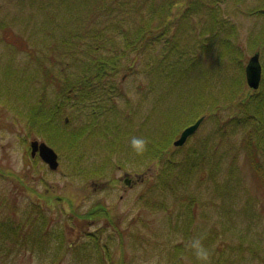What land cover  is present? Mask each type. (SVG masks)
Here are the masks:
<instances>
[{"label":"rangeland","instance_id":"1","mask_svg":"<svg viewBox=\"0 0 264 264\" xmlns=\"http://www.w3.org/2000/svg\"><path fill=\"white\" fill-rule=\"evenodd\" d=\"M168 1L172 0H133L132 3L135 4H132V11L118 10V18L115 16L117 20L113 22V18L106 19L105 14L101 12H98L100 15L95 19L76 15L67 9L64 0H0V59L6 62L8 57L14 58V67L25 68L26 72H35L41 78L37 65L30 57L29 53H31L37 59H43L56 73L61 66L58 60L62 57L56 56L57 62L51 63L44 56V53L48 52L46 45L51 41L57 44L59 39L70 31L82 34L88 25L102 29L104 25L113 22L112 24L118 25L124 35L138 28L157 26L160 7ZM114 4L117 7L118 3L114 2ZM263 4L264 0L236 2L223 0L216 8L218 22L221 21L222 26L230 31L227 37L224 34L217 35L222 41L231 44L232 49L228 52L223 53V47L217 44H214L211 50L200 47V39L195 37L199 33V16L188 18L193 23L191 28L189 30L181 28L179 34L177 23L174 24L173 29L171 26L170 31L178 38V45L182 51L165 53L160 42L154 43L149 49L147 47L131 50L125 57L122 72L116 75L111 84L112 88L120 92L118 94L120 96L116 94V97L110 101L111 109L115 112L108 113L110 102L106 99L101 114L94 112L93 115L91 108L77 112L73 110L72 120L67 126L78 127L94 122L95 125L108 124L111 126L109 132L122 133L131 126L136 132L141 123L145 124V127H141L140 132L144 129L151 132L162 125L164 122L162 118L175 104L183 89L181 87L171 89L162 101L157 102L167 83L158 72L150 71L155 66L157 55L159 59L162 55L165 57L160 63L161 67L166 68L164 70H170L167 62L176 59V54L182 52L187 57L197 56L203 65L200 68L214 71V80H216H213L214 84L219 82L224 74L234 75L235 61H242L245 67L255 51L260 53L261 66L264 69V44L260 40L264 29V14L258 11L254 13L256 7ZM81 6H91L93 9V4ZM46 10L53 15L51 20ZM89 20L91 23H88ZM33 28L34 34L30 36V30ZM90 29L91 27L88 31ZM49 32L53 34L49 36ZM113 33L117 40L113 48H122L120 34L115 30ZM135 33L137 32H133ZM88 41L89 38H86L85 42ZM6 45L14 47L16 53L11 52ZM250 47L254 51L250 52ZM108 50L110 49L102 53ZM129 66L131 70L127 71ZM73 67L70 64L66 68ZM18 77V81H22L19 80L21 76ZM183 79L187 78L183 77ZM10 81L15 89L14 92H19L22 83L18 84L15 77H11ZM37 87H40V84ZM214 87L215 85L208 86V91L212 95L215 92ZM54 94V89H49L48 96L53 99ZM4 96L6 97L7 93ZM8 98L16 100L11 95ZM67 112L70 113L69 110ZM173 113V110H169L166 117L172 119ZM224 113L228 115L227 110ZM9 121H11L10 112L0 106V201L7 206L17 205L15 210L18 221H23L26 215L39 213L45 219L44 224H41V233L47 235L46 241L52 236L51 233L59 235L60 241H64L66 250L64 253L62 251L56 253L54 239L48 247L45 245L43 251L36 250L34 255L29 254L28 251L25 253L16 251L8 256L0 255V264H48L51 262V256L53 264L57 262L58 264H100L97 253L93 254L94 258L86 261L74 257L70 250L74 247L80 250L83 247L91 249L97 245L102 251L104 250L102 247L106 244H109L108 248L113 258L121 259L125 264H172L168 259L167 250L169 246L184 239L183 233L173 227L180 208L175 206V203L182 202L181 196H191L196 200V208L193 206L195 234L207 235L213 229L218 231L219 236L215 240L214 247L222 246L223 242L228 247L239 242L250 244L260 259L257 256L252 258L251 252L245 251V257L238 264H264L260 261L264 260V214L260 221L249 222L245 220L247 217L242 211L243 200L246 198L242 196L243 192L252 190L253 193L260 195V186L244 155L237 154L231 160L228 170L230 156L234 155V152L225 151L227 144L223 141L221 148L219 146L215 149L213 148L215 142L207 141L204 162L207 164H203V171L198 169L190 175L184 189L180 188L179 182L175 192L148 193L158 166L153 162L148 165L150 172L144 171V167L138 171V165L124 160L123 152L130 145L133 134L126 132L127 139L120 143V150L114 153L105 151L104 138L92 134H87L85 139L76 140L73 143L74 148L67 153V149L58 146L57 142L53 143L52 140L32 134L27 136L23 124ZM105 121L108 123L105 124ZM185 121H187L186 117L183 118V122ZM118 125H120L119 129ZM215 128V120L204 115L203 122L196 130L200 140H196L195 132L176 156L181 157L179 154H183L187 147L201 148V141L205 136L209 137ZM236 133L237 136L231 139L232 147L238 145L242 136L241 131ZM178 135L171 141V149L175 148L172 142ZM30 140L39 142L45 140L47 145L55 150L59 157L57 170H49L38 151L34 157L31 156ZM234 141L238 143L233 144ZM116 164H121L123 168L117 169ZM72 165H78L83 170L78 171ZM99 166L101 168L98 172H92ZM140 171L146 174L142 182L138 181L132 186H129L128 182H126L128 184L123 182L125 174H129L131 178L129 175L127 177L132 181ZM226 183L230 186L227 191ZM261 189L264 192V188ZM263 197L260 206H264ZM148 199L151 201L148 202ZM154 201H164L167 210H171L172 213L148 208ZM144 202L147 205H144ZM88 214L93 216L87 218ZM4 247L0 242V252H4L6 249ZM46 250L49 253H45ZM55 253L61 255L60 260L53 258ZM185 263L186 261L182 264Z\"/></svg>","mask_w":264,"mask_h":264},{"label":"trees","instance_id":"2","mask_svg":"<svg viewBox=\"0 0 264 264\" xmlns=\"http://www.w3.org/2000/svg\"><path fill=\"white\" fill-rule=\"evenodd\" d=\"M64 1L66 2L67 9L73 11L76 15L82 17L85 15L91 19H95L100 15L98 12H101L105 14L106 19L113 18V22L118 18V10L132 11V4H135L132 3L133 0ZM222 1H168L160 7L161 9L158 15L159 24L157 26L152 25L145 29L138 28L126 35L122 34L118 25L112 24L113 22L110 25L106 23L107 25L104 26L107 27L103 26L102 29H95L88 25L82 34L74 33L73 31L67 32V34L59 39L57 44L55 41H51L46 45L47 53H44V50L42 51L45 58L51 63L57 62L56 56L62 57L61 60H58L61 66L56 73L53 72L51 67L43 59H37L29 53L41 73V78L35 72H26L25 68L14 67V58L8 57L6 62L0 59V106H3L10 112V123L17 122L16 124L21 123L24 125L27 136L32 134L39 138L52 140L53 143L57 142L58 146L65 147V150L67 149V153L70 149L74 148L73 143L76 140L85 139L87 134L98 135V137L101 136L104 138V149L110 153H114L117 148H120V143L125 138L126 132L133 134V136L147 138L149 141L147 151L142 155H137L130 145L128 146L130 149L128 152L136 155L138 162H144L146 171H148V165L153 162L158 166L152 177L153 180L151 187L148 189V193L160 192L165 194L167 191L175 192L179 182L181 184L180 188L184 189V185L189 181L190 175L198 169L203 171V164H207L204 163L207 141L211 140L215 142L214 149L219 146L221 148L223 141L224 144H227L225 151L233 150L234 152V155L230 156L228 170L231 165V160L237 154L244 155L249 166L253 169V174L260 186V195L256 192L253 193L252 190L243 192L242 196H246V198L243 200L242 211L247 219L242 216L249 222L260 221L264 214V206L259 205L264 196V192L261 189L264 188L263 67L259 88L251 89L246 86L242 61L234 62V75L226 76L224 74L219 82L214 84V71L200 68L203 65L197 56L187 57L182 52L176 54V59L167 62L170 70H164L166 68L161 67L160 63L165 57L162 55L159 59V55H157L155 66L150 71L151 73L158 72L162 76L161 78L167 82L157 102L162 101L165 95H168L169 90L180 87L183 89L175 104L169 109L174 111L172 119L166 117L169 112L168 110L162 118L164 120L163 124L151 132H147L146 129L140 132V128L145 127V124L141 123L136 132H134V128L131 126L122 132L123 134L121 132H109L111 126L106 124L108 121H105L106 126L100 124L95 125L94 122L85 123L78 127L71 126L69 128L67 126L68 122L72 120L73 110L77 112L91 108L93 115L94 112L101 114L105 106V100L109 99L110 102L116 97V94H120L117 89L112 88L111 84H113V79L116 75L122 72L125 57L131 50L135 51L136 49L147 47L149 49L154 43L160 42L165 53L173 54L182 51L178 45V38L170 31L173 29L175 23H177V33L179 34V31L182 29L189 30L191 28L193 23L188 18L199 16V33L195 37H199V42H201L200 47L211 50L213 45L217 44L223 47V53L230 51L232 49L231 44L217 37L219 34H224L226 37L230 34V31L222 26L221 21L218 22L216 8ZM229 1L236 2L238 0ZM114 2L118 3L117 7L114 6ZM80 4L84 6L93 4V9H91V6L83 7ZM125 6L127 7L123 9ZM256 9L254 13L258 11L264 14V4L257 6ZM46 14H48V17L50 16V20L53 18V15H50V12L47 10ZM115 16L117 17L116 19ZM88 23H91V20ZM89 27L91 29L88 31ZM113 30L117 34H120L122 48H113L117 44ZM133 32L137 33L133 34ZM32 34H34V28L30 30V36ZM52 34L51 32L48 33L49 36ZM73 36L75 38H72ZM86 38H89L88 42H85ZM260 40L264 44V29ZM167 45L169 48H167ZM6 47L11 52H15L14 47L9 45H6ZM106 49L110 50L102 53ZM249 51L254 50L250 47ZM66 60L69 61L66 62ZM70 64L74 67L72 69L66 68ZM129 70H131L130 66L127 71ZM19 75L21 76L19 80L22 81H18ZM11 77H15L18 84L22 83L21 89L19 90L20 93L14 92L15 89L12 87L13 84L10 81ZM183 77L187 79L184 80ZM38 84H40V87H37ZM209 85H215L213 95L208 91ZM49 89H54L55 91L53 99L48 96ZM6 93L7 96L5 97L4 94ZM10 95L16 100L8 98ZM109 107L108 113L115 112V110L111 109V102ZM225 110L228 111L227 116L224 113ZM194 115L196 116L194 117ZM204 115L215 120V130L209 137H204V140L201 141V148L193 146L187 147L183 154H179L181 157H177L176 154L181 151L184 145L171 149V141L183 128L193 123L198 117ZM184 117L187 118L185 122H183ZM65 118H67V122ZM119 127L120 125H118V129ZM238 131H241L242 136H240L239 143L236 141L233 142V144L238 143V145L232 147L231 139L233 136H237L236 132ZM194 135H197V141L200 140L198 131ZM72 166L78 171L83 170L78 165ZM100 168L99 166L97 170L92 172H98ZM173 168L176 169L174 170ZM20 183L22 184L21 181ZM225 186L227 191L230 186H227V183ZM180 199L182 201L181 203H175V206H180V208L175 218V226L173 227L183 233L184 239L173 246H169L167 250L168 259L172 261V264H182L185 261V264H201L195 258L193 251L187 246L192 238L198 236L203 237L204 246L211 252L210 264H238L245 257V251L251 252L250 256L256 258L257 254L254 253L255 250H252L250 244L239 242L237 245L228 247L223 242L222 246L218 245L214 247L215 240L219 236L218 231L214 229L207 235L195 234L193 232L195 222V210L193 206L196 208V200L191 196H181ZM258 199L259 201L257 202ZM150 201L148 199V202ZM152 203L151 207L148 206V208L172 213L171 210H167V205L164 201H154ZM144 205L147 204L144 202ZM15 207L17 205L7 206L0 201V242L3 247L5 244L4 248H6L4 252H0V255L8 256L10 253L16 251H21L22 253L28 251L29 254L34 255L36 250L43 251L45 245L48 247V244L50 245L54 239L56 243L55 247L53 246L55 252H65L64 241H60L59 235L51 233L52 236L46 241L45 237L47 238V235H42L41 233V224H44L45 219L39 213L26 215L23 221H18ZM92 216V214H88L86 217L90 218ZM59 234L62 236L61 233ZM108 247L109 244H106L102 247L104 249L102 251L97 245L91 249H85L83 247L81 250L74 247L70 251L74 257L77 256L86 261L94 258L93 254L97 253L100 264H125L121 259H114ZM45 253L49 252L46 250ZM257 257L260 259L259 256ZM53 258L60 260L61 255L56 254ZM260 261L264 262L263 259ZM48 264H53L52 256L51 262Z\"/></svg>","mask_w":264,"mask_h":264},{"label":"water","instance_id":"3","mask_svg":"<svg viewBox=\"0 0 264 264\" xmlns=\"http://www.w3.org/2000/svg\"><path fill=\"white\" fill-rule=\"evenodd\" d=\"M259 56V52L256 51L255 53H253L249 57L244 67L245 81L247 86L251 89H258L260 86L262 66L260 63ZM203 119L204 117L201 116L193 124L185 127L180 132L178 138L173 142L174 146L183 145L188 139V137L191 136L197 130ZM65 121L67 122V118H65ZM29 145L31 148L32 157H34L36 152L38 151L40 158L48 165L51 170L57 169L58 157L56 152L51 147H49L44 142L39 143L37 140H32Z\"/></svg>","mask_w":264,"mask_h":264},{"label":"clouds","instance_id":"4","mask_svg":"<svg viewBox=\"0 0 264 264\" xmlns=\"http://www.w3.org/2000/svg\"><path fill=\"white\" fill-rule=\"evenodd\" d=\"M148 143L147 138L142 136H133L130 138V147L137 155H142L147 151ZM187 246L193 251L195 258L201 264H210L211 252L204 246L202 236L192 238Z\"/></svg>","mask_w":264,"mask_h":264},{"label":"flooded vegetation","instance_id":"5","mask_svg":"<svg viewBox=\"0 0 264 264\" xmlns=\"http://www.w3.org/2000/svg\"><path fill=\"white\" fill-rule=\"evenodd\" d=\"M125 139H127L126 137L123 139V141H125ZM121 146V145H120ZM120 150V148L118 149L117 148V150L115 151V152H117V151H119ZM130 149L128 148V147H126V149H125V152H123L124 153V156H123V158H124V160L125 161H128V162H132L133 164H136V165H138V171L140 170V168H142V167H144V162H138V160H137V156L136 155H132L130 152H128ZM123 167H122V165L121 164H119V165H117V169H122ZM144 171H146V170H144ZM144 171H142L143 173L142 174H145L144 173ZM127 175H129V174H125V176H124V179H123V182L125 183V184H127L126 182H128L129 183V186H132V185H135L136 184V182H138V181H143L144 180V176L143 177H138V176H136V178H135V180H130L128 177H127ZM146 175V174H145ZM127 177V178H126ZM129 177H130V175H129ZM131 178V177H130Z\"/></svg>","mask_w":264,"mask_h":264}]
</instances>
